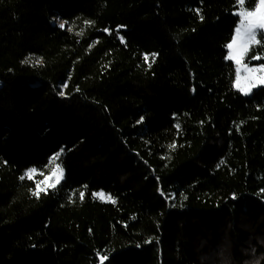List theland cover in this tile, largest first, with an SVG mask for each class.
Listing matches in <instances>:
<instances>
[{"label":"trees","instance_id":"1","mask_svg":"<svg viewBox=\"0 0 264 264\" xmlns=\"http://www.w3.org/2000/svg\"><path fill=\"white\" fill-rule=\"evenodd\" d=\"M239 7L0 0V264H264V85L241 94L225 59Z\"/></svg>","mask_w":264,"mask_h":264},{"label":"snow or ice","instance_id":"2","mask_svg":"<svg viewBox=\"0 0 264 264\" xmlns=\"http://www.w3.org/2000/svg\"><path fill=\"white\" fill-rule=\"evenodd\" d=\"M247 3V0H237V4L240 6L237 11H235L233 14L239 16V22L234 29L233 36L231 38V41L226 45V47L230 50L229 54L225 57L226 60H234L236 64V80L233 83V87L236 88L238 91L241 92L243 95H249L253 88H255L257 85L252 84L248 88H244L240 86V79H241V71L243 70L245 73H253L256 72L258 69L261 71H264V63H260L257 68L249 67L248 62H245L241 64V57L246 56L250 50L251 45H260L262 43L261 40L257 39L258 31L259 29H264V0H257L256 7L253 9H248L245 7ZM199 14V12H198ZM203 18V17H201ZM86 24H91V21H85ZM61 28L65 27V23L62 22L59 25ZM69 31H71V28H69ZM107 31V29L105 30ZM264 34V33H260ZM77 35H82L81 33H77ZM121 42L123 43V37H121ZM235 50V51H233ZM30 59V58H29ZM29 59H26L24 63H28ZM253 60H262L264 57L262 56H253L251 57ZM145 61H148V56H145ZM154 62V61H153ZM36 64L42 63V61L39 58L35 59ZM151 65L149 64V67ZM261 81L264 82V77H261ZM64 87H67L65 84ZM61 96L64 95L63 90L61 89L60 93ZM143 119V118H141ZM177 128H179V125H177ZM170 147H174L170 146ZM64 149L62 148L60 152L56 153L53 157L50 158L49 163H53L54 160L59 159V157L62 155ZM223 163V161H221ZM38 172L35 168H29L25 171L24 175L20 177L21 180L28 178L33 179L34 175H36ZM40 175H43V173H39ZM50 175L56 176V180L54 183L47 184V187H41L42 184H45L49 177L45 176L44 180L37 181L36 182V190L33 191V195L37 196L39 198V195L41 192H44L47 194V188L55 189L56 186L60 183V181L63 179V169L62 167L57 164L56 167L52 170ZM264 191V190H262ZM84 192H80V198L81 200L84 199ZM94 197H98L105 201H111L112 203H115V200L111 197L110 194H105L103 192L100 193H93ZM235 198V197H233ZM108 257L101 256L100 261L101 264H104V261H106Z\"/></svg>","mask_w":264,"mask_h":264},{"label":"rangeland","instance_id":"3","mask_svg":"<svg viewBox=\"0 0 264 264\" xmlns=\"http://www.w3.org/2000/svg\"><path fill=\"white\" fill-rule=\"evenodd\" d=\"M237 16V15H236ZM238 17V22H239V16H237ZM238 24V23H237ZM237 26V25H236ZM236 28V27H235ZM260 30H264V29H259V30H257V31H260ZM227 50H228V53H227V55L229 54V49L227 48ZM233 51H235V50H233ZM232 62H233V64H234V66H235V70H236V64H235V62H234V60H231ZM246 61H245V56H243V57H241V64H243V63H245ZM249 64V67H253V68H257L258 69V65L260 64V63H254V64H250V63H248ZM261 77H264V71H261V70H257L256 72H253V73H245L243 70L241 71V79H240V86L241 87H244V88H248V87H250L253 83L254 84H256L257 86L255 87V88H253L252 89V91L250 92V94H252V92L256 89V88H258V87H260V86H263L264 85V82H262L261 81ZM235 80H236V76H235ZM236 89V88H235ZM237 90V89H236ZM249 94V95H250ZM246 96H248V95H246ZM63 175H64V172H63ZM45 176H48L49 177V179H48V181L45 183V184H42L41 185V187H47V184H50V183H54L55 182V180H56V176H53V175H50V173L49 174H47V175H45ZM45 176H44V178H45ZM44 178H43V180H44ZM100 192H102V191H100ZM104 193V192H103Z\"/></svg>","mask_w":264,"mask_h":264}]
</instances>
